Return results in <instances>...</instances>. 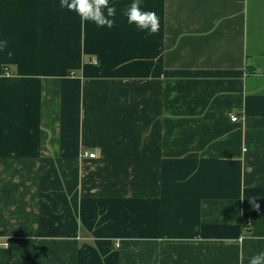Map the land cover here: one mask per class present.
<instances>
[{"label":"crops","instance_id":"crops-1","mask_svg":"<svg viewBox=\"0 0 264 264\" xmlns=\"http://www.w3.org/2000/svg\"><path fill=\"white\" fill-rule=\"evenodd\" d=\"M132 2L0 0V264L264 252V0H140L152 35Z\"/></svg>","mask_w":264,"mask_h":264},{"label":"clouds","instance_id":"clouds-1","mask_svg":"<svg viewBox=\"0 0 264 264\" xmlns=\"http://www.w3.org/2000/svg\"><path fill=\"white\" fill-rule=\"evenodd\" d=\"M61 9L75 13L82 24L93 23L98 28L111 29L115 26L117 9L110 5V0H60ZM122 15L127 19L128 24H134L141 31H147L149 35L159 31L160 20L156 12L146 11L141 8L140 0H133L127 6ZM7 45V41L3 42ZM245 198L241 196L240 200ZM251 206L259 211L260 204L251 199ZM7 247V244L5 245ZM249 264H264V252H259L249 258Z\"/></svg>","mask_w":264,"mask_h":264},{"label":"built area","instance_id":"built-area-1","mask_svg":"<svg viewBox=\"0 0 264 264\" xmlns=\"http://www.w3.org/2000/svg\"><path fill=\"white\" fill-rule=\"evenodd\" d=\"M231 120L233 121V122H238L239 120H240V117L238 116V115H235V114H232L231 115ZM85 156H87V157H89V158H91V159H94V158H96V154H92V153H85ZM120 245H118V247H119Z\"/></svg>","mask_w":264,"mask_h":264}]
</instances>
